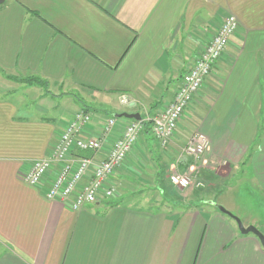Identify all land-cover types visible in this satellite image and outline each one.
Wrapping results in <instances>:
<instances>
[{
    "label": "crops",
    "instance_id": "1",
    "mask_svg": "<svg viewBox=\"0 0 264 264\" xmlns=\"http://www.w3.org/2000/svg\"><path fill=\"white\" fill-rule=\"evenodd\" d=\"M229 14L239 28L175 135L163 147L145 125L111 177L114 198L75 211L49 199L47 183L23 179L33 161L51 155L75 112L95 114L84 135H99L115 117L114 140L130 120L118 114L152 116L168 105ZM122 94L136 100L133 110ZM196 131L209 139L203 157L212 169L201 170L205 189L179 193L170 166ZM236 174L264 197V0L0 4V264H264L260 239L217 207L224 204L216 191Z\"/></svg>",
    "mask_w": 264,
    "mask_h": 264
},
{
    "label": "built area",
    "instance_id": "2",
    "mask_svg": "<svg viewBox=\"0 0 264 264\" xmlns=\"http://www.w3.org/2000/svg\"><path fill=\"white\" fill-rule=\"evenodd\" d=\"M238 28L239 20L235 15L224 16L217 32L184 74L173 100L152 116L128 120L118 138L110 139L117 124L115 117L104 121L99 135H84L95 114L85 110L75 112L73 118L61 130L51 155L33 161L28 169L22 172L23 179L33 186H44L47 183L46 196L49 199L64 201L75 211L88 203L114 198L118 190L111 177L139 147V139L146 122L151 123L152 131L161 145L167 146L194 95L211 73L216 61L223 56ZM119 101L129 107L137 104L136 100L127 94H122ZM208 148L209 139L206 134L196 131L189 137L170 166L169 178L174 186L181 190L190 186H206L199 177L202 168L211 166L203 157ZM88 151L92 154H81ZM101 154L104 156L99 157ZM188 157H192L193 162L180 170L179 165L185 163Z\"/></svg>",
    "mask_w": 264,
    "mask_h": 264
},
{
    "label": "rangeland",
    "instance_id": "3",
    "mask_svg": "<svg viewBox=\"0 0 264 264\" xmlns=\"http://www.w3.org/2000/svg\"><path fill=\"white\" fill-rule=\"evenodd\" d=\"M113 98H115V96H113ZM129 108L130 110H133L132 107ZM109 109H107L106 112L111 114L112 111H110ZM209 162L210 161L208 160V164ZM210 165V167L206 168L212 169L213 163L210 162ZM223 184L224 188L221 190H217L215 193L217 194L216 200L223 203L224 206L230 208L233 213L235 212L234 214L238 216L245 224L252 219L256 220L258 222L257 226H259V228L264 234V197L261 195V192L256 188L253 182L250 180V177L247 174L231 175L229 178L224 180ZM174 187L179 193H182V191H184L177 188L176 186ZM203 188L205 189V187ZM149 192L150 191L148 190L145 191V193H147L148 195ZM173 197H177V195L175 194Z\"/></svg>",
    "mask_w": 264,
    "mask_h": 264
},
{
    "label": "water",
    "instance_id": "4",
    "mask_svg": "<svg viewBox=\"0 0 264 264\" xmlns=\"http://www.w3.org/2000/svg\"><path fill=\"white\" fill-rule=\"evenodd\" d=\"M5 0H0V4L4 3ZM118 117H126L128 119H136V120H140L141 114L139 112H123L121 114L117 115ZM217 207L224 213L230 215L232 218L235 219V221L238 224L239 230L241 231V233L243 234H248V233H253L255 234L261 241L263 247H264V234L263 232L257 228L255 225H248L245 226L244 223L242 222V220L236 216L235 214H233L231 211L227 210L224 206L222 205H217Z\"/></svg>",
    "mask_w": 264,
    "mask_h": 264
},
{
    "label": "trees",
    "instance_id": "5",
    "mask_svg": "<svg viewBox=\"0 0 264 264\" xmlns=\"http://www.w3.org/2000/svg\"><path fill=\"white\" fill-rule=\"evenodd\" d=\"M85 111H89L88 109H84ZM143 116V115H142ZM150 122H146V126L149 125Z\"/></svg>",
    "mask_w": 264,
    "mask_h": 264
}]
</instances>
